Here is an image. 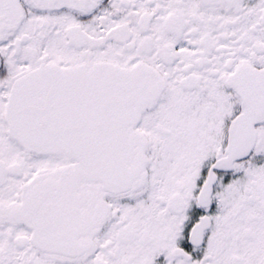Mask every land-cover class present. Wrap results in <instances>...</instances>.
Listing matches in <instances>:
<instances>
[{
    "label": "snow or ice",
    "instance_id": "obj_1",
    "mask_svg": "<svg viewBox=\"0 0 264 264\" xmlns=\"http://www.w3.org/2000/svg\"><path fill=\"white\" fill-rule=\"evenodd\" d=\"M0 264H264V0H0Z\"/></svg>",
    "mask_w": 264,
    "mask_h": 264
}]
</instances>
